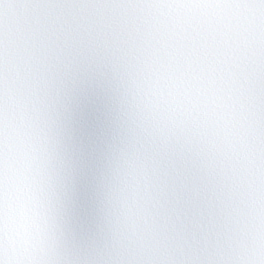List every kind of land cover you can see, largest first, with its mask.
<instances>
[{"label": "snow or ice", "instance_id": "obj_1", "mask_svg": "<svg viewBox=\"0 0 264 264\" xmlns=\"http://www.w3.org/2000/svg\"><path fill=\"white\" fill-rule=\"evenodd\" d=\"M0 264H264V0H0Z\"/></svg>", "mask_w": 264, "mask_h": 264}]
</instances>
